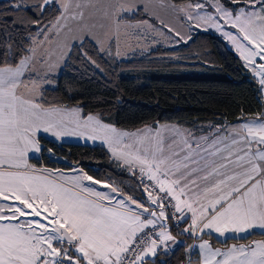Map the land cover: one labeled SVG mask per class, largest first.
Wrapping results in <instances>:
<instances>
[{"label":"snow or ice","instance_id":"obj_1","mask_svg":"<svg viewBox=\"0 0 264 264\" xmlns=\"http://www.w3.org/2000/svg\"><path fill=\"white\" fill-rule=\"evenodd\" d=\"M196 30H215L264 92V0H0V264H168L179 248L188 264H264L251 239L264 236V116L129 131L44 95L73 62L103 74ZM41 133L101 141L132 186L37 167Z\"/></svg>","mask_w":264,"mask_h":264},{"label":"trees","instance_id":"obj_2","mask_svg":"<svg viewBox=\"0 0 264 264\" xmlns=\"http://www.w3.org/2000/svg\"><path fill=\"white\" fill-rule=\"evenodd\" d=\"M20 16L29 22L34 19L30 13ZM102 67L103 74L93 71L82 75L83 69L76 71L80 65L73 62L45 86V98L50 103L87 104L85 111L101 113L106 122L129 131L162 123L198 130L202 124L228 125L242 117L264 116L257 79L231 47L211 31H194L187 45L157 46L143 55ZM40 146L42 152L30 160L37 167L64 171L82 167L97 179L107 174L118 181L132 180L125 173L116 175L120 169L103 147L59 144L45 137H41ZM255 237L264 239L260 235L251 239ZM232 242L247 241L228 239L225 245L212 238L214 246L226 247ZM166 259L168 264H179L184 249H177Z\"/></svg>","mask_w":264,"mask_h":264},{"label":"crops","instance_id":"obj_3","mask_svg":"<svg viewBox=\"0 0 264 264\" xmlns=\"http://www.w3.org/2000/svg\"><path fill=\"white\" fill-rule=\"evenodd\" d=\"M220 36V35H219ZM221 37V36H220ZM222 38V37H221ZM223 39V38H222ZM226 42V41H225ZM227 43V42H226ZM230 46V45H229ZM231 47V46H230ZM253 75V74H252ZM257 79V78H256ZM262 96H263V99H264V92H262ZM256 116L254 117H248V119H254ZM236 123V122H235ZM235 123H232V124H235ZM171 125V126H179L175 123H162L160 125ZM158 125V124H156ZM155 125V126H156ZM228 125H231V124H228ZM208 126H210L209 124H202L200 125L199 129H202V130H206L208 128ZM181 127V126H179ZM144 128V127H143ZM182 128H185V127H182ZM141 129V128H140ZM185 129H189V128H185ZM199 134V133H198ZM41 137H45V138H48L50 140H53L54 142L56 143H71V144H80V145H87V146H100V147H103L107 150V147L106 145H104L101 141L97 140V141H92V140H85L84 138H80V137H74V136H69V137H64L62 138L61 140H57L56 138H54L53 136H51V134H43L41 133ZM108 152V151H107ZM39 154V153H38ZM38 154H35V155H32V158L33 157H36L38 156ZM109 154V153H108ZM61 172H64L66 174H70V170L69 171H64V170H60ZM127 174V173H125ZM128 175V174H127ZM123 181L125 182V184H128L129 186H132V180L129 179V178H124ZM213 237L222 242L223 241V237H219L217 238L215 234H213ZM229 239H234V238H231L232 237V234H229ZM253 240H261V238H258V237H255V238H252ZM233 243H236V242H232L231 244ZM239 243H246V242H239ZM231 244H229L228 246H230ZM214 247H220V246H214ZM227 247V246H226ZM220 248H224V247H220ZM198 258V257H197Z\"/></svg>","mask_w":264,"mask_h":264},{"label":"rangeland","instance_id":"obj_4","mask_svg":"<svg viewBox=\"0 0 264 264\" xmlns=\"http://www.w3.org/2000/svg\"><path fill=\"white\" fill-rule=\"evenodd\" d=\"M209 31H211V32H214V33H216L215 32V30H209ZM217 35H219L218 33H216ZM157 46H162V47H175V46H173V45H170L167 41H165V40H161V42L160 43H158V44H156L155 46H149V47H151L152 48V50L153 49H155ZM229 46V45H228ZM148 52V50H145V51H143V52H141V51H139V50H137L135 53H131V54H129L128 56H127V58H130V57H132V56H134V55H143V54H145V53H147ZM127 58H125V59H127ZM122 60H124V59H122ZM60 71V70H59ZM58 71V72H59ZM58 74V73H57ZM56 74V75H57ZM50 85V84H49ZM46 86H48V85H46Z\"/></svg>","mask_w":264,"mask_h":264},{"label":"built area","instance_id":"obj_5","mask_svg":"<svg viewBox=\"0 0 264 264\" xmlns=\"http://www.w3.org/2000/svg\"><path fill=\"white\" fill-rule=\"evenodd\" d=\"M189 244L192 243V241H188ZM193 260L197 259L196 256L192 257ZM188 260H189V257H188V254L186 252V250L184 249V259L179 263V264H188Z\"/></svg>","mask_w":264,"mask_h":264}]
</instances>
